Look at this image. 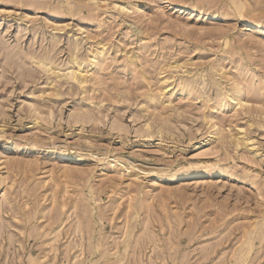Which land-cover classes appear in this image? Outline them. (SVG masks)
Returning a JSON list of instances; mask_svg holds the SVG:
<instances>
[{
	"label": "rangeland",
	"instance_id": "374dc122",
	"mask_svg": "<svg viewBox=\"0 0 264 264\" xmlns=\"http://www.w3.org/2000/svg\"><path fill=\"white\" fill-rule=\"evenodd\" d=\"M256 21L264 0H0V264H264Z\"/></svg>",
	"mask_w": 264,
	"mask_h": 264
},
{
	"label": "bare ground",
	"instance_id": "6f19581e",
	"mask_svg": "<svg viewBox=\"0 0 264 264\" xmlns=\"http://www.w3.org/2000/svg\"><path fill=\"white\" fill-rule=\"evenodd\" d=\"M180 8L183 9V8H186V6L185 5L184 6H180ZM255 23H256L255 24L256 27H264V22L256 21Z\"/></svg>",
	"mask_w": 264,
	"mask_h": 264
}]
</instances>
